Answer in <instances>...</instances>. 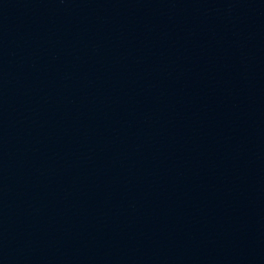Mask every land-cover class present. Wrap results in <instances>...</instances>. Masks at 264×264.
<instances>
[{"label":"water","instance_id":"obj_1","mask_svg":"<svg viewBox=\"0 0 264 264\" xmlns=\"http://www.w3.org/2000/svg\"><path fill=\"white\" fill-rule=\"evenodd\" d=\"M0 264H264V0H0Z\"/></svg>","mask_w":264,"mask_h":264}]
</instances>
